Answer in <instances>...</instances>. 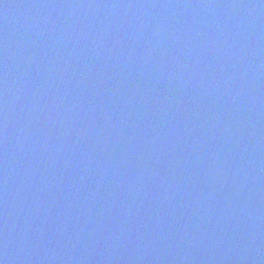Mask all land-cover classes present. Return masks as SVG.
Wrapping results in <instances>:
<instances>
[{"label": "water", "instance_id": "obj_1", "mask_svg": "<svg viewBox=\"0 0 264 264\" xmlns=\"http://www.w3.org/2000/svg\"><path fill=\"white\" fill-rule=\"evenodd\" d=\"M0 264H264V0H0Z\"/></svg>", "mask_w": 264, "mask_h": 264}]
</instances>
